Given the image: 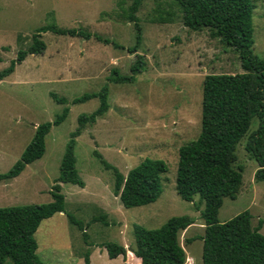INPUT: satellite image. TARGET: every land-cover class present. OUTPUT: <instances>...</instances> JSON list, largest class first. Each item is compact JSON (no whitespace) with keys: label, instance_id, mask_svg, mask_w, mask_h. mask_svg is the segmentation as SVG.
<instances>
[{"label":"rangeland","instance_id":"obj_1","mask_svg":"<svg viewBox=\"0 0 264 264\" xmlns=\"http://www.w3.org/2000/svg\"><path fill=\"white\" fill-rule=\"evenodd\" d=\"M131 0H0V71L18 50L31 43L33 31L53 24L60 29L88 33L90 38L41 34V55H27L13 72L0 81V174L19 159L35 126L51 122L62 108L65 119L44 137L42 157L25 166L14 179L0 181V207L40 205L51 202L49 191L69 135L78 118L99 107L94 97L71 104L74 98L96 94L106 88L107 110L86 125L74 139L73 157L83 188L59 184L63 213L41 221L33 237L36 255L43 264H123V256L108 259L101 245H133L132 226L152 230L169 218L188 216L193 224L178 235L185 253L184 264H201L203 226L199 209L182 201L175 192L177 150L193 141L200 129L201 82L208 74L242 73L234 51L210 39L206 30L191 32L179 16L166 17V0H142L135 16L140 29L137 54L145 69L129 82L107 81L110 70L128 75L133 55L92 35L122 46H133L135 28L117 17ZM252 54L264 60V0H252ZM158 5V6H157ZM165 10L163 12V10ZM160 11V13L158 12ZM162 19H169L162 23ZM64 98L59 105L49 96ZM257 127L251 119L237 144L234 168H241V184L234 200L224 198L217 221L224 223L247 211L251 228L264 220V185L253 181L257 165L243 150L246 137ZM105 163L126 173L145 159L159 160L167 167L161 176V193L149 205L124 209L111 193L113 175ZM67 215L81 225L86 239ZM258 233L264 236V223ZM188 241H190L188 243ZM123 258V259H122ZM187 262V263H186ZM4 264H11L5 260ZM126 264H137L130 254Z\"/></svg>","mask_w":264,"mask_h":264},{"label":"trees","instance_id":"obj_2","mask_svg":"<svg viewBox=\"0 0 264 264\" xmlns=\"http://www.w3.org/2000/svg\"><path fill=\"white\" fill-rule=\"evenodd\" d=\"M162 0H156L160 6ZM142 0H131L126 9L117 15L135 28L134 44L127 49L108 39L92 35L103 44L125 50L133 55L128 75H118L110 70L107 81L129 82L145 69V62L137 54L141 37L135 13ZM166 17L179 16L181 25L191 32L206 30L210 39H216L222 46L234 51L240 62L242 73L208 74L201 82L200 129L197 137L177 150L174 188L178 197L193 204L197 197L196 210L202 204L199 220L203 226L201 241V264H264V236L258 233L264 220L251 228V216L243 211L224 223L217 221V213L224 198L234 200L241 184V168H234V151L247 132L251 119L257 121L256 129L245 139L243 150L255 161L257 168L253 181L264 185V60L252 54L251 15L252 0H166ZM157 5V6H158ZM160 13V11H158ZM169 19H162V23ZM61 36L81 37L90 35L73 29H60L53 24L33 31L31 43L25 50H18L15 58L0 71V81L9 76L14 67L27 55H41L45 45L40 36L43 33ZM57 104H66L64 98L49 93ZM98 98L99 107L90 115L78 118L77 129L69 135L61 156L58 175L49 191L51 202L40 205L0 207V264L5 260L11 264H43L36 255L34 233L41 221L57 213H63V196L59 184H70L83 188L84 184L74 167L73 143L86 125L107 110L106 88L96 94L83 95L70 101L81 103ZM67 115V108L55 116L53 121L37 125L19 159L11 168L0 174V181L16 178L25 166L40 159L44 153V137L52 126L59 125ZM104 169L113 175L111 193L124 209L142 207L157 200L161 193V176L167 172L166 165L159 160L145 159L130 169L125 176L116 168L100 159ZM264 197V191H263ZM199 205V206H198ZM69 222L82 232L81 225L67 215ZM193 224L188 216L169 218L160 227L148 230L133 225V245L130 253L139 264H184L185 253L178 241V235ZM83 239H86L82 232ZM190 241H188L189 243ZM108 259L124 256L123 246L115 243L101 245ZM88 264V253L83 256Z\"/></svg>","mask_w":264,"mask_h":264},{"label":"crops","instance_id":"obj_3","mask_svg":"<svg viewBox=\"0 0 264 264\" xmlns=\"http://www.w3.org/2000/svg\"><path fill=\"white\" fill-rule=\"evenodd\" d=\"M130 254H131L130 252L126 254V250H125V255L123 256V258L125 259V261L122 262L123 264H126V262H127V258H128V256H129ZM132 256H133V255H132ZM123 258H122V259H123ZM186 258H187V257H186ZM134 259L136 260L137 264H139V261H138L136 258H134Z\"/></svg>","mask_w":264,"mask_h":264},{"label":"water","instance_id":"obj_4","mask_svg":"<svg viewBox=\"0 0 264 264\" xmlns=\"http://www.w3.org/2000/svg\"><path fill=\"white\" fill-rule=\"evenodd\" d=\"M127 250L130 252V249L129 248H127Z\"/></svg>","mask_w":264,"mask_h":264},{"label":"built area","instance_id":"obj_5","mask_svg":"<svg viewBox=\"0 0 264 264\" xmlns=\"http://www.w3.org/2000/svg\"><path fill=\"white\" fill-rule=\"evenodd\" d=\"M187 263V262H186Z\"/></svg>","mask_w":264,"mask_h":264}]
</instances>
